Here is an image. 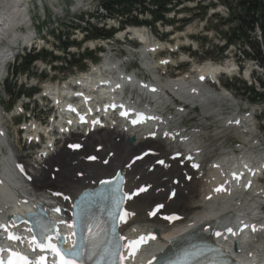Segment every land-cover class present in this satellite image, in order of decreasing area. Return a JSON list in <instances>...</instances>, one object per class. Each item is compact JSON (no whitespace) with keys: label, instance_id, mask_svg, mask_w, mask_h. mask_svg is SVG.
Masks as SVG:
<instances>
[{"label":"bare ground","instance_id":"6f19581e","mask_svg":"<svg viewBox=\"0 0 264 264\" xmlns=\"http://www.w3.org/2000/svg\"><path fill=\"white\" fill-rule=\"evenodd\" d=\"M26 4V0H0V43L5 38H10L14 42L20 38L29 41L27 35L23 34L20 37L15 32L18 24L25 20ZM143 32L144 30L142 29H130V34L133 35H141ZM6 56L7 53L0 50V64ZM146 64L152 66L147 61ZM107 68L109 66L104 61L99 66L93 68L90 73L80 74L78 77L62 83L61 86L57 85L60 89L59 91H63L61 88H66L68 84L80 83L82 85L89 83V86H94V81H91L94 79L93 74L98 71L104 72ZM235 69L236 67L233 63L226 62L224 64L196 66L195 70L202 71V74H231ZM246 73L247 70L244 74ZM188 78L173 77L168 81H162L161 84L164 88L168 87L173 90V93L175 92L176 95L184 100L198 101L204 118L208 116L217 117L215 121L218 125H216V130L221 128L219 135L232 134L233 129H231V125L227 122L229 119L222 120L223 117L221 116L220 109L214 104L228 101L233 102V95L226 90L216 93L211 92L203 86H196L194 81ZM44 88L48 92L58 90L55 86L46 85ZM89 94V97L94 98L95 95L93 93ZM248 121L247 123L244 121L243 125L245 128L251 129L252 125L249 119ZM166 123L162 124L163 126L159 134L165 132L166 135H170L169 141L162 138L148 140L146 139V135L141 136L134 132H126L121 125L117 124L90 132L85 137L71 135L83 139V149L78 153H70L63 147L56 146L55 150L49 154L51 149L44 147L40 152L48 153L46 157L40 155L39 152L40 162L37 160L28 162L31 169L30 172L34 175L30 183L23 182L12 173L10 169L12 157L22 160L25 159V156L17 145H13L10 140L7 141L6 145L9 148V152H0V217L11 215L10 203L16 197L27 200L40 198L39 201L45 202V195H41L45 191L63 190L67 193L78 191L82 187L87 186V183L109 175L119 168L126 170L127 185L131 189L135 190L141 186H148L146 191L142 192L129 203L132 221L138 227L148 225L158 230L168 229L156 216L152 219L147 218V215L152 212V208L156 203L163 205V214L172 211L181 213L184 216L182 220L184 227L182 229H189L194 225L207 221L206 228L208 232H215L217 229L219 231L222 225L227 223L232 224L234 220L248 216L251 211L257 209L259 200H264L263 193L255 189L248 194H242L236 180L230 182V188L225 187L227 192L230 193L227 199H219L210 190L209 187L213 181L219 179L222 181L227 180L228 171L231 169V171L241 174L244 166L236 169V165H238L237 159L223 158L219 170L211 169L207 150L212 144L198 142V134L203 131V126L207 124L202 122L192 128L183 129L167 127L168 123ZM1 124L3 125L0 119ZM34 127V124L30 125L31 129ZM46 130H48L47 127H45L44 131ZM237 132L235 134H238ZM134 134L137 136H135L132 143H128L127 139L131 136L134 137ZM242 134L245 139L250 135L247 131ZM179 138L185 144L179 142ZM3 141L4 139L2 138L0 143H3ZM186 142H189V144L187 145ZM177 143L180 144L178 148L189 149L195 154H202L200 166L203 165L204 169L201 172L193 173L184 161L179 160L168 161L166 168L155 167L151 160L137 162L128 169L124 167L129 157L132 156L131 153L137 149L152 146L156 147L160 154H166L171 151L170 148L176 147ZM92 150L96 152L99 161L95 163H83L82 156ZM245 158H248V156ZM104 161H107V163ZM225 161L230 164V168H227V171L222 166ZM50 168H57L58 170L52 171ZM210 170H212L211 173L208 172ZM173 179H178V183H171ZM169 192H174L175 194L172 199L168 198ZM208 220H213L214 223H209ZM176 235L178 233H174L171 237ZM162 242L161 246H165L170 240ZM239 244L245 248L244 244ZM161 248L159 247L158 250ZM244 254L249 258L247 261H251V264H264V239L260 240L257 245L255 244L251 250H245Z\"/></svg>","mask_w":264,"mask_h":264},{"label":"rangeland","instance_id":"374dc122","mask_svg":"<svg viewBox=\"0 0 264 264\" xmlns=\"http://www.w3.org/2000/svg\"><path fill=\"white\" fill-rule=\"evenodd\" d=\"M68 2H70V0H68ZM94 2H95V0H94ZM60 5V7L58 8V7H56L55 6V9L56 10H58V11H60L61 9H63V10H65L64 9V7H63V5L60 3L59 4ZM27 7H28V9L30 8V4H27ZM211 11L212 10H209L208 11V15L206 16V17H204V18H202L201 16H200V13L199 14H196V16L195 17H193V19L191 20V22H190V25H189V27L190 28H185L184 27V25H180L177 29H178V31H180L179 33L180 34H186V33H195V31H197L198 29H201V25H200V22L201 23H206V21L207 20H210V18H209V14H211ZM198 11L196 10L195 11V13H197ZM193 11H191V13H188V14H191V15H193ZM65 14V11H64V13H60V16L59 17H61V16H63ZM31 16H33V19H32V22L37 26V25H39V28H41V29H43V31L42 32H47V28H45V26H48V29H49V31H52L51 30V28L52 27H55L56 26V23H54L55 21L59 24V22L61 21H65V20H67V21H69V18H55L54 17V15L52 14V13H46V17H45V19L44 20H42V18L41 17H38L37 15H36V12L35 11H33L32 13H31ZM49 16V17H48ZM46 19H48L49 20V23H47V24H44V21L46 20ZM215 21H216V19H213L212 18V23H213V25L212 24H209V21H208V34H212L213 35V38L215 39L214 40V42L216 41V40H218V42H220V44H221V42H222V40L221 39H219L218 38V36L217 35H215V33H216V30L218 29V30H220L219 28L220 27H222L221 26V24L219 23V24H215ZM95 24L96 25H98V26H100L101 25V23H97V22H95ZM64 24H62V25H59L58 27L59 28H57V27H55L54 29H57L58 31H65V27L63 26ZM215 26V27H214ZM176 27V26H175ZM218 27V28H217ZM176 29V30H177ZM224 29L225 28H222V30L224 31ZM226 30V29H225ZM52 33H55L56 34V30H53V32ZM52 33L50 32V36H49V40L51 41L52 40ZM153 33H154V31H153ZM74 35V37H76L77 39H79L80 37H81V35L82 34H79V33H75V34H73ZM154 36H156L155 34H154ZM175 39H176V37H175ZM115 40V38L113 39V41ZM196 40V39H195ZM101 41L100 40H93V43L95 44V43H99V44H102V43H100ZM87 44H88V41L85 43V44H83V45H81L80 47H78V51L80 52L81 50V47H85V46H87ZM106 47H109L108 46V44L106 45L105 43H103ZM195 44V43H194ZM46 48H50V45H47L46 46ZM127 46L126 45H124V44H121V45H119L118 47H116V49L118 50V51H116L118 54H119V51H123V50H127ZM27 51H25V53H26ZM236 51H232V50H227L225 53H223V55L222 56H216V52L215 51H213V53H212V55H210V56H207L206 58V60H216V61H220V62H222V61H224V59H230V56H233V54L235 53ZM113 54H115V53H112V55ZM122 54H124V53H122ZM199 55V54H198ZM214 56H216L215 58H213ZM179 57H181V55H179L178 56V58ZM199 57H200V55H199ZM196 58V57H194V60H195V62H199V63H201L202 61H201V59L200 58ZM75 59H77V58H75ZM240 61H238V63H244V60L243 59H239ZM75 61V60H74ZM86 61H88V60H83V61H81L79 64H78V62H77V64L75 65V66H81L82 64H84ZM35 65H33V69H32V73L34 72V73H39L40 72V69L41 68H39V65H37V66H35ZM77 67H71V68H68V72L69 73H76L77 72ZM195 69H196V67H195ZM183 70H185V69H183ZM31 73V72H30ZM38 75V74H37ZM64 75L66 76V74L64 73ZM61 76H63V74L62 73H59V75L58 76H56V78H58V77H61ZM35 77H37V76H35ZM55 78V77H54ZM50 79H52V77H47L46 78V81H48V80H50ZM14 82H15V85H14ZM164 82V81H163ZM7 84H6V86L5 87H3V85L0 87V100L3 102V104H7V101H8V92H7V89H8V91L9 92H11V94L12 93H14L16 90H17V88L18 87H20L21 88V86L23 85V86H25L26 88H28L29 86H32L34 83H35V80H28V76H26V75H21L20 77L18 76L17 77V80H15V79H11V80H8L7 82H6ZM14 85V86H13ZM233 85H236V84H232L231 86H233ZM15 88V89H14ZM5 89H6V92H5ZM229 91L231 92V93H233V95L235 96V102H236V104L237 105H239V108L241 109V108H244V107H253V109H255V111H256V114H258V112L260 113V112H264V103H260L259 101H257L258 103H255V104H250V97H251V95H249V96H247V94L246 95H244L243 94V90L241 89V84L239 83L238 85H236L235 87H232V88H230L229 89ZM247 97V100H245V98ZM249 99V100H248ZM25 101V99L24 98H21L20 99V102H24ZM229 102V101H228ZM234 102V101H233ZM233 102H229L230 104L231 103H233ZM229 103H227L226 105H222L221 106V109H222V113H224V114H229V113H231V111L234 109V108H236V106H232V105H230ZM201 113V111H199V109H195L194 111H191V112H189L188 113V115L186 116V115H183L182 116V119L184 118V119H191V121L189 122L190 124H196V123H199L200 124V122L202 123H205V124H209V125H211V124H214V128L213 127H207L206 129L207 130H205V131H203V133H202V136H204V140H207V141H213L212 143H215V137L217 136L216 134H219V130L220 129H217L218 131H216V128H217V124L215 123V121H216V119H217V117L216 118H214V117H212V116H210V118H209V116H208V118H204V115ZM42 117L40 116L39 117V119H41ZM215 120V121H214ZM198 124V125H199ZM217 125V126H216ZM255 126H256V129L255 130H253V132H251V135L249 136V138L250 139H252V140H254V139H256V140H258V143L260 142L261 143V145H263L264 146V140L262 139V137H263V135H262V132H261V130H260V128H262L263 126H264V118H258L256 121H255ZM234 133V134H233ZM232 134L231 133H228V134H226V136L224 137V139H226V141H224L223 143L224 144H222L221 146H224V145H231V142H238L239 140H241V137L239 136V134H235V132H233ZM205 136H206V138H205ZM220 136H222L221 134H220ZM218 138H219V135H218ZM239 138V139H238ZM13 139V138H12ZM223 139V138H222ZM217 144V143H216ZM23 149V153L25 154V156H28V157H31V154H30V152L28 151V150H26V149H24V148H22ZM223 151V150H222ZM23 154V155H24Z\"/></svg>","mask_w":264,"mask_h":264},{"label":"trees","instance_id":"16d2710c","mask_svg":"<svg viewBox=\"0 0 264 264\" xmlns=\"http://www.w3.org/2000/svg\"><path fill=\"white\" fill-rule=\"evenodd\" d=\"M147 0H104L103 6L109 12L110 15L119 13H129L133 8H136L137 5L142 10L146 9L143 6V3ZM170 0H149L151 4L156 7H159L158 11H149L155 19L160 18V10H165V4ZM180 1V0H178ZM183 1V0H182ZM231 18L234 22L237 23V27L232 29V31L238 32L241 27L250 28L255 24V22L261 23L263 25L262 29L264 31V0H240L238 4V8L233 10L231 14ZM134 23H139L136 19H133ZM109 36L110 33H105L104 31L93 29L90 32V37H97V36ZM260 62L264 66V58L258 56ZM30 64V58L27 63H24V69H27Z\"/></svg>","mask_w":264,"mask_h":264},{"label":"snow or ice","instance_id":"6c2138e0","mask_svg":"<svg viewBox=\"0 0 264 264\" xmlns=\"http://www.w3.org/2000/svg\"><path fill=\"white\" fill-rule=\"evenodd\" d=\"M124 114L126 115V113H124ZM69 147H72V148H79L80 145H69ZM89 159H91V160H95L96 157L92 156V157H89ZM137 159H140V157H137ZM104 162L107 163V161H104ZM158 163L163 164L164 161L160 160V161H158ZM194 166H195V165H194ZM146 190H147V188H140V189H139V192H144V191H146ZM217 190H220V189H217ZM129 198H130V197H129ZM162 207H163V205H159V206H157L156 211H153L152 213H150V215H156V213H157V212L160 210V208H162ZM55 211H59V209H55ZM129 215H131V214L125 212V213L123 214V216H121V220H123V221L126 223V222H127L126 218H127ZM165 218L168 219V220H174V219H176V217H174V216H169V217H165ZM2 227H4V226H3V225H0V228H2ZM89 231H91V229H89ZM228 231L231 232V229H228ZM73 235H75V233H73ZM215 235L220 236L221 233L217 232V233H215ZM9 238H10V239H17V237H14V236H11V235H10ZM151 238H152V239H155V237H151ZM33 239H35V238H33ZM45 239L48 240V241H50V240L52 239V237H51V236H47V237H45ZM140 239L143 240L144 238L141 237ZM130 243H134V242H130ZM43 246H44V245H41V247H43ZM46 247L51 248L53 251H55V252L57 253V255L60 256V258H61V259H60V264H76V259H75V258L81 255V252L78 250V248H77V246H76L75 244L73 245V248H72L71 251H66V252H63V253H62V252L56 247V245H54V244L48 243V244L46 245ZM117 247H119V245H117ZM65 257H70V259H66ZM122 259H123V257H122ZM25 264H28V262L25 261ZM96 264H102V262H101L100 260H98V261L96 262ZM168 264H175V262L169 261Z\"/></svg>","mask_w":264,"mask_h":264}]
</instances>
